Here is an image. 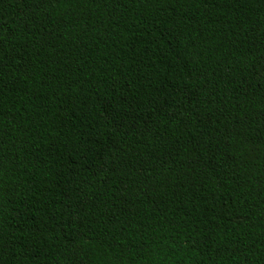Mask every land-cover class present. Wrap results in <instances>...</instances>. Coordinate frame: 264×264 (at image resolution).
<instances>
[{
    "label": "trees",
    "instance_id": "1",
    "mask_svg": "<svg viewBox=\"0 0 264 264\" xmlns=\"http://www.w3.org/2000/svg\"><path fill=\"white\" fill-rule=\"evenodd\" d=\"M0 264H264V0H0Z\"/></svg>",
    "mask_w": 264,
    "mask_h": 264
}]
</instances>
